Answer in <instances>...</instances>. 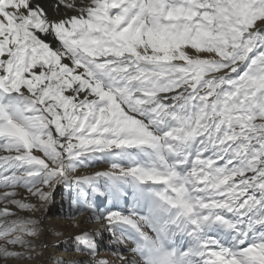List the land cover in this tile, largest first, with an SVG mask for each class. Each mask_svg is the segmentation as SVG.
<instances>
[{"label": "snow or ice", "instance_id": "snow-or-ice-1", "mask_svg": "<svg viewBox=\"0 0 264 264\" xmlns=\"http://www.w3.org/2000/svg\"><path fill=\"white\" fill-rule=\"evenodd\" d=\"M60 186L75 264H264V0H0L3 264Z\"/></svg>", "mask_w": 264, "mask_h": 264}, {"label": "bare ground", "instance_id": "bare-ground-1", "mask_svg": "<svg viewBox=\"0 0 264 264\" xmlns=\"http://www.w3.org/2000/svg\"><path fill=\"white\" fill-rule=\"evenodd\" d=\"M54 0H47L51 4ZM98 168L105 167L97 165ZM61 189V190H60ZM22 194L23 189L19 190ZM70 193L66 191L64 186L58 187L54 193L55 200L47 207L46 215L48 220L45 222V243L47 248L43 249V255L38 260H10L8 264H57L58 261H63L64 264H75L76 261L87 260L88 257L83 252L76 251V245L72 242L71 237L75 236L82 229H102V225L94 220H90L91 213L83 207H70L68 196ZM27 215V213H25ZM78 223L79 227L73 225ZM55 232L62 233L55 235ZM65 239L69 240L67 245L60 243ZM110 238L107 232H104L100 242V256L113 258L108 245ZM59 245V246H57ZM0 264H3L0 261Z\"/></svg>", "mask_w": 264, "mask_h": 264}, {"label": "rangeland", "instance_id": "rangeland-1", "mask_svg": "<svg viewBox=\"0 0 264 264\" xmlns=\"http://www.w3.org/2000/svg\"><path fill=\"white\" fill-rule=\"evenodd\" d=\"M61 190V189H60Z\"/></svg>", "mask_w": 264, "mask_h": 264}]
</instances>
